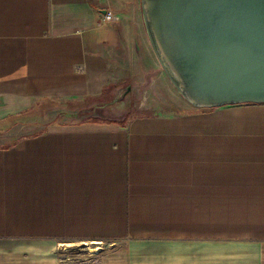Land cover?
I'll use <instances>...</instances> for the list:
<instances>
[{
    "label": "crops",
    "instance_id": "obj_1",
    "mask_svg": "<svg viewBox=\"0 0 264 264\" xmlns=\"http://www.w3.org/2000/svg\"><path fill=\"white\" fill-rule=\"evenodd\" d=\"M140 8L0 0V130L41 102H104L112 81L139 77ZM15 143L0 146V264H68L32 240L126 243L102 264H264V104L54 125Z\"/></svg>",
    "mask_w": 264,
    "mask_h": 264
},
{
    "label": "water",
    "instance_id": "obj_2",
    "mask_svg": "<svg viewBox=\"0 0 264 264\" xmlns=\"http://www.w3.org/2000/svg\"><path fill=\"white\" fill-rule=\"evenodd\" d=\"M142 4L156 48L192 105L264 104V0Z\"/></svg>",
    "mask_w": 264,
    "mask_h": 264
},
{
    "label": "rangeland",
    "instance_id": "obj_3",
    "mask_svg": "<svg viewBox=\"0 0 264 264\" xmlns=\"http://www.w3.org/2000/svg\"><path fill=\"white\" fill-rule=\"evenodd\" d=\"M138 2L141 5L143 19L142 22L133 24L144 26L150 43L148 51L139 53V57L144 58L143 72L139 73V77H126L112 81L107 90L106 102L93 104L77 101L41 102L31 111L3 125L4 130H0V146L6 147L19 139L45 131L54 125L76 124L95 116L105 120H117L122 125L126 122L124 119L128 112H131L132 117H137L183 113L189 108H197L184 96L172 78L150 33L142 0ZM19 244L22 249L24 243ZM3 245L8 246L5 243ZM31 247L32 253L48 251L47 253H51L48 255L68 264H102L108 261L110 256L116 258L128 249L126 243L123 242L107 241L85 244L72 240H63V242L61 240L60 242L32 240ZM37 255L39 256V253Z\"/></svg>",
    "mask_w": 264,
    "mask_h": 264
},
{
    "label": "trees",
    "instance_id": "obj_4",
    "mask_svg": "<svg viewBox=\"0 0 264 264\" xmlns=\"http://www.w3.org/2000/svg\"><path fill=\"white\" fill-rule=\"evenodd\" d=\"M87 98H84L82 101H84V100H86ZM104 102H106V101H104ZM134 117H132L131 116V112H128L126 115H125V119H124V121H126L125 122V124H122V126H127L128 125V123L133 119ZM101 122H107V123H117V124H120L117 120H105V119H103V118H101V117H97V116H95V117H91L89 120H87V121H83V122H80V123H101ZM73 124H75V123H73ZM121 125V124H120ZM47 130H45V131H41V132H39V133H36V134H33V135H37V134H43V133H45ZM16 143L14 142V143H11V144H9V145H7L6 147H11V146H13V145H15Z\"/></svg>",
    "mask_w": 264,
    "mask_h": 264
},
{
    "label": "built area",
    "instance_id": "obj_5",
    "mask_svg": "<svg viewBox=\"0 0 264 264\" xmlns=\"http://www.w3.org/2000/svg\"><path fill=\"white\" fill-rule=\"evenodd\" d=\"M103 21L107 23H116L120 20V16L117 15L112 9L106 10V13L102 15Z\"/></svg>",
    "mask_w": 264,
    "mask_h": 264
}]
</instances>
